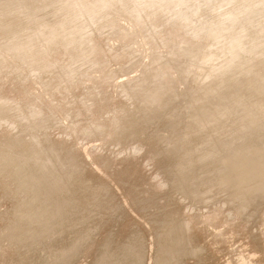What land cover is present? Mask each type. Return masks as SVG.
<instances>
[{"label": "rangeland", "instance_id": "1", "mask_svg": "<svg viewBox=\"0 0 264 264\" xmlns=\"http://www.w3.org/2000/svg\"><path fill=\"white\" fill-rule=\"evenodd\" d=\"M161 260L264 264V0H0V264Z\"/></svg>", "mask_w": 264, "mask_h": 264}, {"label": "bare ground", "instance_id": "2", "mask_svg": "<svg viewBox=\"0 0 264 264\" xmlns=\"http://www.w3.org/2000/svg\"><path fill=\"white\" fill-rule=\"evenodd\" d=\"M259 131V130H258ZM253 132V131H252ZM246 134V133H245ZM252 143V142H251ZM248 148V147H247ZM205 153V152H204ZM237 155V154H236ZM249 156V155H248ZM236 163V162H235ZM259 164V163H258ZM253 167V166H252ZM261 199V198H260ZM259 200V199H258ZM187 229H189L188 227H186ZM177 229V228H176ZM178 232H179V229H177V230H168L167 231V238H168V243H166V245L164 246V248L163 249H166L167 251H172V245H171V241L174 243L175 242V240H179V236L177 237V235H178ZM165 238V237H164ZM165 241V240H164ZM167 241V240H166ZM182 242V241H181ZM181 242H179L180 244H181ZM169 244V245H168ZM167 247V248H166ZM176 247V246H175ZM178 250V249H177ZM166 251V252H167ZM185 256V255H184ZM105 261H107V260H105ZM162 261V264H167L166 262H165V260L163 261V260H161ZM184 261V260H183ZM118 262H120V261H118ZM117 262V263H118ZM158 263H161V262H158ZM114 264H116V263H114ZM184 264V263H183Z\"/></svg>", "mask_w": 264, "mask_h": 264}]
</instances>
